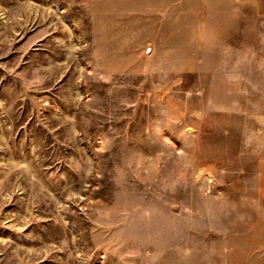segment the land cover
<instances>
[{
  "label": "rangeland",
  "instance_id": "obj_1",
  "mask_svg": "<svg viewBox=\"0 0 264 264\" xmlns=\"http://www.w3.org/2000/svg\"><path fill=\"white\" fill-rule=\"evenodd\" d=\"M259 252L264 0H0V264Z\"/></svg>",
  "mask_w": 264,
  "mask_h": 264
},
{
  "label": "crops",
  "instance_id": "obj_2",
  "mask_svg": "<svg viewBox=\"0 0 264 264\" xmlns=\"http://www.w3.org/2000/svg\"><path fill=\"white\" fill-rule=\"evenodd\" d=\"M192 25V26H191ZM197 22L190 23V29H193V33H197ZM201 27V25H200ZM238 253V252H237ZM238 257V256H237ZM236 257V258H237ZM247 257V256H246ZM234 258V257H232ZM239 261L236 259H227L226 264H239ZM248 264H264V255H262L260 252L254 255V259L252 262H247ZM245 264V263H244Z\"/></svg>",
  "mask_w": 264,
  "mask_h": 264
}]
</instances>
